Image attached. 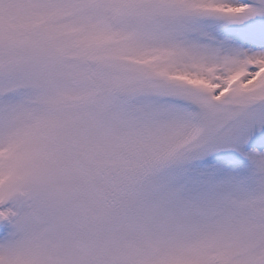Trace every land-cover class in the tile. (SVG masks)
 <instances>
[{
	"label": "snow or ice",
	"instance_id": "obj_1",
	"mask_svg": "<svg viewBox=\"0 0 264 264\" xmlns=\"http://www.w3.org/2000/svg\"><path fill=\"white\" fill-rule=\"evenodd\" d=\"M0 264H264V0H0Z\"/></svg>",
	"mask_w": 264,
	"mask_h": 264
}]
</instances>
